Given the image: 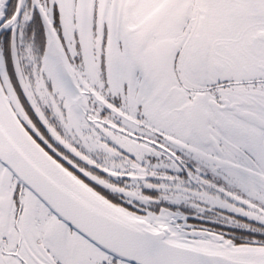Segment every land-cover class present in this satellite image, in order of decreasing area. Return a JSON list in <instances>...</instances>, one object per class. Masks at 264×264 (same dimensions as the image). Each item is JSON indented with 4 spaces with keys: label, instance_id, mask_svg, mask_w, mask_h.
<instances>
[{
    "label": "snow or ice",
    "instance_id": "6c2138e0",
    "mask_svg": "<svg viewBox=\"0 0 264 264\" xmlns=\"http://www.w3.org/2000/svg\"><path fill=\"white\" fill-rule=\"evenodd\" d=\"M0 264H264V0H0Z\"/></svg>",
    "mask_w": 264,
    "mask_h": 264
},
{
    "label": "flooded vegetation",
    "instance_id": "af4514ba",
    "mask_svg": "<svg viewBox=\"0 0 264 264\" xmlns=\"http://www.w3.org/2000/svg\"><path fill=\"white\" fill-rule=\"evenodd\" d=\"M190 223L197 224V225L203 226V227L218 228V226L215 225V224H211V223L204 222V221H199V220H196V219L190 220ZM220 230L228 231V229H226V228L220 229Z\"/></svg>",
    "mask_w": 264,
    "mask_h": 264
}]
</instances>
